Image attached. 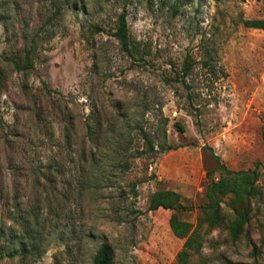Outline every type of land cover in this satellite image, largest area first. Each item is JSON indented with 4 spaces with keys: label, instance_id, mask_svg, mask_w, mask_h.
Returning a JSON list of instances; mask_svg holds the SVG:
<instances>
[{
    "label": "rangeland",
    "instance_id": "374dc122",
    "mask_svg": "<svg viewBox=\"0 0 264 264\" xmlns=\"http://www.w3.org/2000/svg\"><path fill=\"white\" fill-rule=\"evenodd\" d=\"M83 1L84 9L70 6L50 20L57 0H0V54L20 47L21 29L36 41L25 74L0 58V228L19 233L11 216L33 210L40 252L0 264H90L104 241L112 264H174L183 239L169 229L170 210L147 209L149 195L178 192L192 205L180 218L194 223L213 155L231 169L264 163V30L252 26L264 19V0ZM122 9L139 51L133 58L112 35ZM88 22L103 30L89 33ZM92 109L104 128L138 121L155 145L164 137L171 148L133 158L124 173L100 159L121 189L93 186L89 162L80 169L74 153L86 146ZM253 205L250 239L221 244L223 235L210 232L192 264H251L261 239L264 253V186Z\"/></svg>",
    "mask_w": 264,
    "mask_h": 264
},
{
    "label": "trees",
    "instance_id": "16d2710c",
    "mask_svg": "<svg viewBox=\"0 0 264 264\" xmlns=\"http://www.w3.org/2000/svg\"><path fill=\"white\" fill-rule=\"evenodd\" d=\"M57 1V5H54L55 13L50 16V20L55 18L56 14L64 8L70 6L85 8L83 0ZM1 8L2 5L0 4ZM86 26L89 33L103 30L98 23L88 22ZM252 26L264 30V19H255ZM112 29V35L117 40L121 51L133 58L139 51L137 45L130 41L124 9L116 13ZM16 38L21 39L20 47L15 48L11 56L6 57L0 54V58L11 68L25 74L32 67L36 41L34 39L26 41L25 28L21 29ZM181 80L183 81V76ZM2 83L3 68L0 67V90ZM40 84L46 92H51L44 81H40ZM21 89L22 91L26 90L24 83L21 84ZM121 124L123 127L121 126V129L119 128L117 131L115 128H104L101 118L93 109L84 119L83 129L86 146L83 144L74 153L78 157V163L80 162L78 166L80 169L84 168L81 162H89V167L93 171L91 178L93 186L105 184V186L121 189L117 179L103 175L105 171L99 164L100 159L108 160L110 169L124 173L128 170L133 158L144 153L171 148L169 145L166 146L164 137L155 145L153 137L142 128L138 121H124ZM176 126L180 131L182 130L181 124L176 123ZM107 135L109 136L106 137ZM260 136L264 144V123L260 128ZM66 137H68V132ZM134 139L143 140L145 146L136 147ZM213 157L215 166L207 173L209 180L205 187L206 201L197 206L199 213L194 223L180 218L179 213L190 210L192 205L184 204L178 192L170 189H158L149 195L147 209L155 210L161 207L170 210L169 229L175 237L183 239L181 248L176 253L174 264H192L191 257L201 252L207 235L213 231L223 235L220 239L221 244L235 243L243 237L250 239V220L256 211L253 205L254 200L261 196L264 186V163L254 161L252 168L231 169L223 164L217 155H213ZM215 172L216 176L213 175ZM260 178H262V182H259ZM76 185H78L77 182ZM121 192L122 190H120ZM222 195L228 196L225 202L221 200ZM223 204L230 211V214ZM18 208V202L15 201L14 209L18 210ZM11 219L20 226V232L15 234L10 227L7 228L8 230L6 229L7 232L0 228V259L3 257L22 259L27 256L38 255L40 253L38 251L39 234L36 231L39 224L38 215L33 210H29L20 215H13ZM2 238L8 240L3 241ZM262 240L258 246L253 245L251 247V264H264ZM113 256L114 253L110 244L105 241L101 242L93 253L90 264H112Z\"/></svg>",
    "mask_w": 264,
    "mask_h": 264
}]
</instances>
